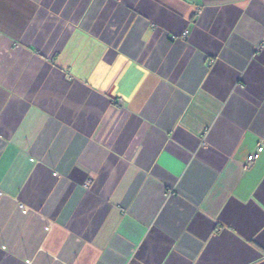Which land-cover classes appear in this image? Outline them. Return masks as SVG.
I'll use <instances>...</instances> for the list:
<instances>
[{"label":"crops","instance_id":"1","mask_svg":"<svg viewBox=\"0 0 264 264\" xmlns=\"http://www.w3.org/2000/svg\"><path fill=\"white\" fill-rule=\"evenodd\" d=\"M0 264H264V0H0Z\"/></svg>","mask_w":264,"mask_h":264},{"label":"built area","instance_id":"2","mask_svg":"<svg viewBox=\"0 0 264 264\" xmlns=\"http://www.w3.org/2000/svg\"><path fill=\"white\" fill-rule=\"evenodd\" d=\"M186 34H187V32H186ZM262 149L263 148H261V146L260 147H258V150H257V152L256 153H254L253 155H252V157L250 158V160H249V163L250 162H252L253 161V159H255V158H257L258 157V155H259V152H261L262 151Z\"/></svg>","mask_w":264,"mask_h":264},{"label":"rangeland","instance_id":"3","mask_svg":"<svg viewBox=\"0 0 264 264\" xmlns=\"http://www.w3.org/2000/svg\"><path fill=\"white\" fill-rule=\"evenodd\" d=\"M185 36H186V32H185Z\"/></svg>","mask_w":264,"mask_h":264}]
</instances>
